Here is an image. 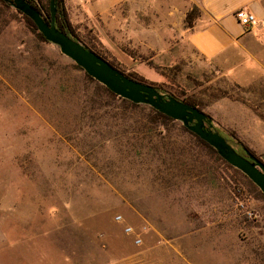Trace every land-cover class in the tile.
Instances as JSON below:
<instances>
[{
    "label": "rangeland",
    "instance_id": "obj_1",
    "mask_svg": "<svg viewBox=\"0 0 264 264\" xmlns=\"http://www.w3.org/2000/svg\"><path fill=\"white\" fill-rule=\"evenodd\" d=\"M61 1L87 47L161 93L195 103L237 152L247 149L264 162V61H226L225 69L172 32L165 48L149 49L125 19L97 14L94 0ZM188 12L192 21L202 13L196 6ZM102 86L0 0V264H132L134 251L138 264H159L145 251L170 243L171 222L162 217L183 205L177 184L190 169L200 183L230 186L248 257L256 259L248 264H264L260 189L180 121L107 96ZM149 182L162 186L144 187ZM208 207L193 204L191 214L214 212ZM170 255L165 264L176 263ZM212 256L193 262L207 264Z\"/></svg>",
    "mask_w": 264,
    "mask_h": 264
},
{
    "label": "crops",
    "instance_id": "obj_2",
    "mask_svg": "<svg viewBox=\"0 0 264 264\" xmlns=\"http://www.w3.org/2000/svg\"><path fill=\"white\" fill-rule=\"evenodd\" d=\"M192 6L201 10V16L191 27H184V17ZM94 7L97 14H110L117 22L125 19V27L132 31L131 35L149 49L165 48L172 39L168 32H172L174 40L184 38L201 59L225 69L226 61H246L254 65L264 61V0H94ZM240 9L251 12L256 21L243 26L235 15ZM195 178L193 169L184 172L183 180L177 184L182 189L180 204L183 205L175 216L165 213L162 217L171 222L168 233L166 227L163 228L170 236V243L153 246L145 253L157 255L159 264H165L166 255L172 252L176 259L174 264H194V259L204 260L210 253L213 258L207 264L256 263V259L248 257L245 221L232 206L230 186L215 181L200 183ZM161 186V183L144 184L146 188ZM188 198L196 210L214 206L211 207L214 212L206 209L203 214H209H191L193 204L188 203ZM199 218L213 223L198 227ZM250 233L253 235L254 231ZM130 256V263L138 264V254L134 251Z\"/></svg>",
    "mask_w": 264,
    "mask_h": 264
},
{
    "label": "water",
    "instance_id": "obj_3",
    "mask_svg": "<svg viewBox=\"0 0 264 264\" xmlns=\"http://www.w3.org/2000/svg\"><path fill=\"white\" fill-rule=\"evenodd\" d=\"M29 17L44 39L56 45L88 76L104 85L118 97L135 104H146L182 125L214 148L228 164L240 170L264 194V162L244 149L245 156L237 152L215 129L211 118L196 106L161 93L149 83L126 76L80 41L59 30L55 25L56 0H49V20L27 0H4Z\"/></svg>",
    "mask_w": 264,
    "mask_h": 264
},
{
    "label": "trees",
    "instance_id": "obj_4",
    "mask_svg": "<svg viewBox=\"0 0 264 264\" xmlns=\"http://www.w3.org/2000/svg\"><path fill=\"white\" fill-rule=\"evenodd\" d=\"M1 1H3V2H5L4 0H1ZM28 2H30L34 7H36L38 10H39V12H40V14L43 16V18L44 19H46V20H49V16H50V10H49V5L46 7V6H44V8L42 7V6H39L37 3H35L34 2V0H27ZM57 1H58V3H57ZM56 1V15H55V25H56V27L59 29V30H61L62 32H64V33H66V34H68V35H70L71 37H73L74 39H76V40H78V41H80L74 34H73V31H72V29H71V25H70V23H69V21H68V18H67V13H66V11H65V8H64V6H63V3H62V1L61 0H57ZM44 9V10H43ZM19 12V11H18ZM21 13V12H20ZM22 14V13H21ZM192 15V13L191 12H188L187 13V15H186V26H189V27H191L192 25H193V23H194V21H192L191 19V16ZM23 16L26 18V21L28 22V24H29V26H30V28L32 29V31L33 32H35L37 35H38V37H40L42 40H45L44 39V37L42 36V34L37 30V28H36V26H35V24L33 23V21L29 18V17H27L26 15H24L23 14ZM46 41V40H45ZM81 43H82V41H80ZM82 44H84V43H82ZM85 45V44H84ZM86 47H87V45H85ZM87 48H89V49H91V50H93L94 52H96L98 55H100L101 57H103L101 54H99L97 51H95L94 49H92V48H90V47H87ZM105 60H107L105 57H103ZM108 61V60H107ZM110 64H112L113 66H115L113 63H111L110 61H108ZM77 67H79V66H77ZM116 67V66H115ZM80 68V67H79ZM117 68V67H116ZM118 69V68H117ZM125 74V73H124ZM126 76H128V77H130V78H132V79H135V80H138V81H141V82H146V81H144V80H142V79H138V78H136V77H133L132 75H129V74H125ZM88 76V75H87ZM89 78H91L90 76H88ZM146 83H148V82H146ZM149 84H151L152 86H154L156 89H158V87L156 86V85H154V84H152V83H149ZM102 89H103V92L105 93V95H107V96H111L112 98H116V99H120L121 101H127V102H130V101H128V100H126V99H123V98H121V97H118V96H116L115 94H113L111 91H109L105 86H102ZM176 99H178V100H181V101H183V102H186V103H188V104H190V105H192V106H196L197 108H199L195 103H192V102H190V101H188V100H186V99H179V98H177V97H175ZM131 104H134V105H136L135 103H132V102H130ZM151 108V110H152V112H154L157 116H159V117H162V118H166V119H171V118H169L168 116H166V115H164V114H162V113H160V112H158V111H156L155 109H153L152 107H150ZM189 131V130H188ZM190 132V131H189ZM190 133H192V132H190ZM193 134V133H192ZM194 136H196L195 134H193ZM197 137V136H196ZM201 142H203L204 144H206L207 146H209L210 148H212L210 145H208L206 142H204L203 140H201L199 137H197ZM225 139H226V137H224ZM227 140V139H226ZM228 142V141H227ZM213 149V148H212ZM214 150V149H213ZM247 150V149H246ZM249 151V150H248ZM250 153H252L251 151H249ZM240 154H242V155H244L245 156V151L243 150L242 152H239ZM253 154V153H252ZM253 155H255V154H253ZM257 157V156H256ZM257 158H259L261 161H262V159L260 158V157H257ZM225 161V160H224ZM263 195V194H262Z\"/></svg>",
    "mask_w": 264,
    "mask_h": 264
},
{
    "label": "built area",
    "instance_id": "obj_5",
    "mask_svg": "<svg viewBox=\"0 0 264 264\" xmlns=\"http://www.w3.org/2000/svg\"><path fill=\"white\" fill-rule=\"evenodd\" d=\"M235 15L238 18L239 22L245 27L252 25L256 21L255 16L251 12H246V11L241 10V9L236 11ZM115 219L117 221H121L122 217H121V215H117L115 217ZM124 230L127 234L134 235L133 241L135 244L139 245L141 243V238H140L139 234L137 232H135V230L133 229L132 226H129V225L125 226Z\"/></svg>",
    "mask_w": 264,
    "mask_h": 264
}]
</instances>
